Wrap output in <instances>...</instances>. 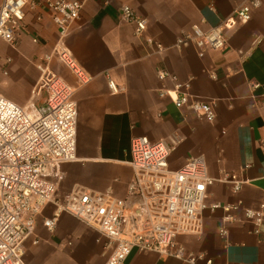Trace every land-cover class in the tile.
I'll return each instance as SVG.
<instances>
[{"label": "crops", "instance_id": "1", "mask_svg": "<svg viewBox=\"0 0 264 264\" xmlns=\"http://www.w3.org/2000/svg\"><path fill=\"white\" fill-rule=\"evenodd\" d=\"M247 1L84 0L79 19L65 36L59 34L44 5L26 13V31L20 35L17 50L6 53L0 41V56L12 58L10 78L1 86L4 96L26 105L38 79L26 61L33 64L59 46L93 76L89 83L77 86L60 62L53 59L51 63L53 70L60 65L55 72L74 87L77 103L76 154L60 166L59 196L77 188H111L113 195L124 198L133 176L131 138L146 136L156 142L177 136L181 141L168 158L171 170L192 156L203 155L210 176L221 178L233 172L245 183L236 193L225 182L210 185L206 201L221 207L204 210L200 234L179 235L176 242L187 253L211 258V264H264V225L255 233V226L244 216L246 208H258L264 197V0H257L250 19L241 23L233 12ZM123 5L146 19L142 37L134 35V24L120 19ZM193 25L221 26L225 47L207 50L203 56H198L193 44L177 48V39ZM33 37L38 41L33 42ZM145 37L159 42L163 50L150 53ZM159 70L175 79H160ZM26 71L30 76L24 81ZM186 83L185 90L192 96L215 101L213 122L187 107H175L160 95L161 90L170 91L177 85L183 90ZM35 102L40 104L42 99L35 98ZM52 210L53 206H47L43 215L50 216ZM221 228L227 230L226 237L220 235ZM35 234L36 244L33 236L25 242L26 264H104L110 252L106 238L95 228L67 213L59 216L53 231L39 217ZM125 264L190 263L133 249Z\"/></svg>", "mask_w": 264, "mask_h": 264}, {"label": "built area", "instance_id": "2", "mask_svg": "<svg viewBox=\"0 0 264 264\" xmlns=\"http://www.w3.org/2000/svg\"><path fill=\"white\" fill-rule=\"evenodd\" d=\"M83 4L84 0H0V41L17 50L20 35L26 31V13L42 5L49 10L59 34L65 36L79 19ZM257 6V0H248L237 6L233 15L244 23ZM119 15L121 20L134 24L135 36H143L145 18L129 5L121 6ZM32 40L38 41L36 37ZM143 41L151 47L150 53L163 50L151 37ZM188 44H193L198 56H203L207 50L223 49L226 37L221 26L204 29L193 25L177 39L175 46L181 48ZM53 59L73 75L77 86L93 78L66 48L59 46L34 62L39 76L26 105L0 93V264H26L25 242L33 236L32 243H37V219L42 217L43 226L53 231L62 213L95 228L106 238L110 252L104 264H125L133 249L154 251L190 264H211V258L203 253H187L176 237L200 234L204 210L221 207L218 203H207L210 185L215 181L225 182L236 193L245 180L233 172H226L221 178L210 176L203 155L192 156L171 170L168 158L181 141L177 136L156 142L146 136L131 138L129 154L133 176L127 183L124 198L113 195L111 188L104 191L77 188L58 195L60 166L75 159L77 103L73 98L74 87L52 69ZM11 62L9 55L0 56L3 75H8ZM210 76L216 78L212 72ZM158 77L175 79L165 70H159ZM179 86L170 91L161 90L160 95L167 96L175 107H187L208 122L216 119L214 100L192 96L185 90L187 83L183 84V90ZM109 87L117 91L112 80ZM35 98H41L42 102L37 104ZM49 205L53 206L51 215L44 216V209ZM224 208L228 210L229 206ZM244 216L255 226L254 232L259 233L264 225V197L258 208H246ZM219 233L226 237L227 230L221 228Z\"/></svg>", "mask_w": 264, "mask_h": 264}, {"label": "rangeland", "instance_id": "3", "mask_svg": "<svg viewBox=\"0 0 264 264\" xmlns=\"http://www.w3.org/2000/svg\"><path fill=\"white\" fill-rule=\"evenodd\" d=\"M5 44V43H4ZM6 45V44H5ZM2 50V49H1ZM5 52L6 53H12V51L10 50V48L6 45V47H5ZM27 62V64H29L30 65V67L36 72V75H37V77L39 76V72H38V70L34 67V62H33V64H32V61H26ZM58 64H60V63H58ZM60 65H56L55 66V70L57 69L56 67H59ZM54 70V71H55ZM27 73L25 74V72H24V74H22V75H24L23 77H24V81H26V80H28L29 79V76H30V72L29 71H26ZM11 74V73H10ZM12 74H14V73H12ZM11 74V76H13ZM29 75V76H28ZM7 76H9V75H3L2 74V72H1V70H0V89L2 88L1 86H2V82L3 81H5V80H8V78H10V76L9 77H7ZM35 83V82H34ZM12 89V88H11ZM16 90V89H15ZM0 93L1 94H3L2 93V89L0 90Z\"/></svg>", "mask_w": 264, "mask_h": 264}]
</instances>
